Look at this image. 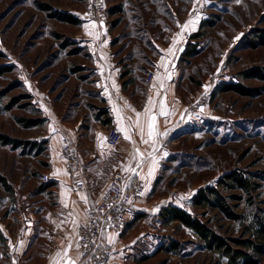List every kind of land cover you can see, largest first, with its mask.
<instances>
[{"label": "rangeland", "instance_id": "obj_1", "mask_svg": "<svg viewBox=\"0 0 264 264\" xmlns=\"http://www.w3.org/2000/svg\"><path fill=\"white\" fill-rule=\"evenodd\" d=\"M107 2L109 30L121 31L138 45L142 40L135 33L143 31L142 28L148 27L155 36L167 37L169 31L177 30L179 23L184 24L200 14L202 24L194 32L188 30L192 36L199 32L205 34L191 39L182 36V45L185 44L188 51L180 61L187 89H201L210 96V101L201 107L203 121L197 124V132L191 130V134L175 141V150L164 162L156 187L150 192L155 201L153 209L159 210L151 209L144 215L141 231L148 232L145 237H151L152 245L141 252L136 264H227V258L206 248L205 241L193 229L179 221L164 223L160 211L171 196L176 197L184 208L231 240L249 237L254 232V216H264V79L244 74L254 67L264 72V44L252 46L249 43L253 37L250 31L264 28V0ZM113 2L128 4L121 9ZM130 2H136L137 6L130 7ZM194 2H200L202 7L198 15L192 14ZM88 3L89 0H0V66L10 67L0 75V133L30 143L14 147L0 141V173L7 177L9 188L16 185L14 181L18 178L41 177L50 172L48 142L53 127L50 96L59 82L64 85L67 70L77 69L81 61L91 63L88 52L68 53V48H75L70 35L83 29L82 20H91L87 15ZM42 4H48L49 10ZM111 6L121 13L113 15ZM55 10L66 15L76 14L82 19L79 24L66 22L50 15ZM138 16L135 22L133 18ZM60 53L64 61L58 60ZM92 70V67L86 69L91 73ZM231 82L259 89V93L244 95L235 90H223L225 84ZM17 97L19 100L7 108ZM32 120L39 122L32 123ZM231 171H238L259 184L251 194L219 186L234 209L244 215L242 219H231L218 208H201L186 202L200 188L218 186V179ZM5 190L9 191L0 182V203L7 196ZM183 196L185 199L181 200ZM2 207L0 205V216ZM172 241L177 248L172 249ZM259 257L260 264H264V253Z\"/></svg>", "mask_w": 264, "mask_h": 264}, {"label": "crops", "instance_id": "obj_2", "mask_svg": "<svg viewBox=\"0 0 264 264\" xmlns=\"http://www.w3.org/2000/svg\"><path fill=\"white\" fill-rule=\"evenodd\" d=\"M113 3H117L121 9L128 4ZM136 4L130 2L129 6L136 7ZM111 7H114L111 9L114 10L113 15L121 13L117 7ZM74 16L82 19L79 15ZM200 16L195 31L202 24ZM133 20L138 21L139 16ZM82 22L83 29L70 35L75 48H68V53L88 52L91 63L85 58L86 61L79 63L80 67L67 70L64 85L59 82L51 92L50 120L52 129L56 131L51 130L48 142L50 181H43L42 176H25L13 180L16 185L4 191L7 196L0 203L3 206L0 216V264H68L65 250L75 264H87L82 261L80 246L77 248V225L86 219L89 203L102 197L108 182L117 173L130 174L134 181L143 180L147 191L136 200L138 213L128 221L123 232L106 230L104 243L108 244V236L114 237L116 258L113 264H136L140 261L141 252L152 245L151 237H145L148 232H142L140 226L145 220L144 215L155 208L150 192L156 187L161 168L168 157L172 156L170 152L175 150V141L191 134V130L196 133L197 124L203 121V111H189L193 101L203 91L196 87L187 89L188 82L182 73L180 61L187 48L181 43L182 36L177 34L181 33V27L187 22L179 23L177 30L172 33L169 31L167 37L155 36L148 27L142 28L143 31L135 33L142 40L140 45L133 43V39L121 31L111 32L110 22L103 32L94 20ZM166 28L170 30L168 26ZM89 32L100 33L99 39L89 35ZM173 40L177 41L175 45ZM169 47H174V55H168ZM60 54L58 60L64 61ZM84 54L81 56L85 57ZM161 57L165 58L167 72L171 73L170 80L164 78L165 67H157L161 64ZM66 61L69 62V58ZM89 67H92V73L86 71ZM106 67L109 74H106ZM151 72L154 76L149 81L148 74ZM122 73H125L124 77ZM161 81L164 85L162 88ZM149 97L154 101L152 114L156 115L158 135L155 145L144 144L136 127H128L137 119L136 112L142 114L140 121L144 123L143 112ZM125 101L131 108L125 107ZM162 103L170 115L159 114ZM117 108L121 109L120 116L124 118L119 123L115 111ZM58 126L64 128L83 156L87 191L76 189L72 184L61 153L62 134L58 132ZM109 126L128 128L131 140H126L122 133L121 142L117 146L111 145L104 139ZM143 139H148L146 126ZM100 145H103V149ZM136 149L142 155L133 159ZM153 157L156 164L149 177ZM128 166L135 168L137 174L125 171ZM82 196L87 199H81ZM193 196L191 194L186 202L192 203ZM170 199L162 207L170 204L183 207L176 197L171 196Z\"/></svg>", "mask_w": 264, "mask_h": 264}, {"label": "built area", "instance_id": "obj_3", "mask_svg": "<svg viewBox=\"0 0 264 264\" xmlns=\"http://www.w3.org/2000/svg\"><path fill=\"white\" fill-rule=\"evenodd\" d=\"M191 9L193 15L201 13L200 2H194ZM87 15L91 20L98 23L100 31L103 32L110 19L107 0H89ZM182 36L191 39L192 32L184 30ZM106 74H109L107 67ZM153 76L152 72L149 73L148 80H152ZM209 101L210 96L202 94L193 101L189 111L192 113L197 112ZM57 130L62 134L61 153L65 159L66 170L72 184L76 189L87 191L88 184L86 182L83 156L64 128L58 126ZM105 136L113 146H117L123 138L122 133L115 126H109L106 129ZM42 177L43 181H50L49 173H44ZM133 178L130 174L117 173L108 182L102 197L89 203L86 219L78 227L83 263L113 264L115 244H105L104 234L106 230L117 233L123 232L128 221L138 213L136 200L142 196L139 194L140 192H145V182L141 179L134 182ZM77 181H82V183H77ZM80 237H83V239H80ZM84 245H87V247H84Z\"/></svg>", "mask_w": 264, "mask_h": 264}, {"label": "trees", "instance_id": "obj_4", "mask_svg": "<svg viewBox=\"0 0 264 264\" xmlns=\"http://www.w3.org/2000/svg\"><path fill=\"white\" fill-rule=\"evenodd\" d=\"M42 7H44L46 10H49L48 4H42ZM50 15L70 23L80 22V19L76 16L72 14L66 15L62 12H59L58 10L50 12ZM203 33L204 32L196 33L192 37H203L205 35ZM251 34L253 37L249 42L250 45L259 46L264 44V28H254L250 31V35ZM187 51L188 49L184 55L187 54ZM8 69H10L9 66H0V75ZM244 74L264 79V72H262L259 67L250 68L246 70ZM124 76L125 73H122V77ZM223 90H235L244 95H256L259 93V89L247 88L240 82L226 83ZM1 97L2 93H0V110L2 104ZM17 100H19V97L13 98L11 103H8L6 107L11 108L14 102H17ZM37 122H39V120H32V123ZM0 141L4 144H12L14 147L26 146L30 144L27 140L14 138L4 133H0ZM32 143L36 145L37 141ZM0 182L10 189V184L7 177L1 173ZM220 185L225 189H242L251 194L253 191L257 190L259 184L252 181L251 178L238 173V171H231L226 173L222 178L218 179V186L208 185L202 187L193 196L192 202L194 206H199L201 208H218L231 219H242L244 215L234 209L227 199V196L223 193L222 188L219 187ZM233 197L237 198L236 196ZM160 216L166 224H170L173 221H179L187 227L193 229L205 241L206 248L215 250L221 256H225L227 258V264H260L261 258L259 256L264 253V216H254V222H252L254 232L251 233L249 237L234 238L233 240L217 232L208 224V222L203 221L199 216L195 215L187 208L182 206L172 204L164 206L160 211ZM251 230L252 228L249 229V232H251ZM231 241H233V243ZM171 244L172 249L177 248L175 242L172 241Z\"/></svg>", "mask_w": 264, "mask_h": 264}, {"label": "snow or ice", "instance_id": "obj_5", "mask_svg": "<svg viewBox=\"0 0 264 264\" xmlns=\"http://www.w3.org/2000/svg\"><path fill=\"white\" fill-rule=\"evenodd\" d=\"M236 2L237 3H240V0H236ZM197 20H198V17L196 19H192V20L187 21V23H185L183 25L181 33H178L177 35L178 36H182L183 31L184 30H188V29H191L192 31H195V24H196ZM85 28L87 30V26H85ZM88 34L89 35H94L95 39H99V37H100V33L93 34V33L89 32ZM236 39H239V37H236ZM176 43H177V41L176 40H173V45H175ZM167 53H168V55H174V47H169L167 49ZM161 66L165 67V69H166V76L164 78L170 80L171 79V73L170 72H167V66H166L165 58L164 57H161V64L160 65H157V67H161ZM173 67H174V65H173ZM158 78H159V74H158ZM113 86L115 87L114 84H113ZM153 87H155V85H153ZM160 87L161 88L164 87L163 81H161ZM207 91H208V88L206 86L205 87V92L207 93ZM153 106H154V101H153L152 97H149L148 98V102H147V104H146V106L144 108V112H143L144 123H141V121H140V117H141L142 114L140 112H136L137 119L133 122L132 125H129L128 126L129 128L132 127L133 125L136 127V129L138 130V132H139V134H140V136H141L142 141H143L144 144L151 143V144L155 145L157 143L156 137H157L158 133H157V126H156V115H153L152 114ZM125 107L126 108H131V106L128 105L126 101H125ZM45 111L47 112L48 109H45ZM115 111L117 112V115H118V118H119L118 119V123H119L124 118L122 116H120L121 109H118L117 108V109H115ZM132 111H135V109H132ZM201 111H203V109H201ZM159 114L160 115H164V116L170 115V113H168L165 110V108L163 106V103L161 104ZM145 126L147 128V137H148V139H143L144 134H145ZM52 130L54 132L56 131L55 128H53ZM119 131L121 133H123L124 138L126 140H131L132 137L129 134L128 128L121 127V128H119ZM104 139H106V138H104ZM100 146L103 149V145H100ZM153 150L154 151L156 150L155 147L153 148ZM102 154H103V152H102ZM141 155L142 154L140 153L139 149H136L135 152L133 153V159H137ZM164 155H167V153H164ZM155 164H156V161H155V158L153 157V168L150 169L149 172H148V176L149 177L153 174V171L155 169ZM124 170L125 171H128V172H130L132 174H137L136 173V169L135 168H132L131 166L125 167ZM77 183H82V181H77ZM145 191H147V189H145ZM139 194L143 196L145 194V192H140ZM62 195H64V193H62ZM81 199L86 200L87 197L82 196ZM181 199H185V197H181ZM65 207H67V204L66 203H65ZM158 210H159L158 208L157 209H153V212H156ZM73 223H75V221ZM78 226L79 225H77V227ZM74 231H75V229H74ZM80 239H83V237H80ZM107 242H108V244H114V242H115L114 241V237L113 236H108L107 237ZM134 243H135V241H134ZM21 245H23V241H21ZM79 246L80 245L77 242V248H79ZM68 247L71 248V244H69ZM84 247H87V245H84ZM57 255L59 256L60 253H57ZM81 255H83V254L81 253ZM64 256L68 260V264H75V261L72 258H70V257L67 256V250H65ZM13 264H15V262H13Z\"/></svg>", "mask_w": 264, "mask_h": 264}]
</instances>
